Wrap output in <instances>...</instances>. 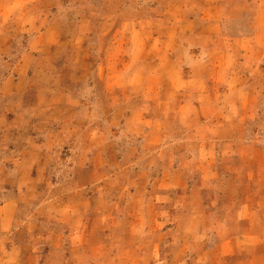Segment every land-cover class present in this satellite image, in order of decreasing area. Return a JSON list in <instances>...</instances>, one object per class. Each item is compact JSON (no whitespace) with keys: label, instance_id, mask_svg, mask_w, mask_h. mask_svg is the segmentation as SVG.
I'll return each instance as SVG.
<instances>
[{"label":"rangeland","instance_id":"1","mask_svg":"<svg viewBox=\"0 0 264 264\" xmlns=\"http://www.w3.org/2000/svg\"><path fill=\"white\" fill-rule=\"evenodd\" d=\"M174 1L17 3L2 38L21 49L32 31L55 19L50 35L56 43L34 54L30 71L34 84L48 80L54 87L55 102L70 88L74 108L69 124L56 114L53 123L34 126L37 144L46 129L61 133L52 137L40 181L18 193L14 220L0 231V258L16 249L0 264H34V248L35 264H209L211 253L195 250L249 227L250 212L264 210V156L223 155L225 137L238 129L211 123L222 118L213 104L238 97L226 91L228 68L240 66L226 56L240 48L230 36L258 37L260 122H250L247 133L264 145V0ZM207 2L211 13L203 18L210 21L204 22L203 12L197 18L189 10ZM163 16L173 28L159 25L167 22ZM30 22L32 29L24 30ZM4 184L0 197L13 192ZM51 229L54 237H47ZM261 239L245 244L258 246ZM50 244L56 251L47 261ZM243 250L223 264H252V248Z\"/></svg>","mask_w":264,"mask_h":264},{"label":"crops","instance_id":"2","mask_svg":"<svg viewBox=\"0 0 264 264\" xmlns=\"http://www.w3.org/2000/svg\"><path fill=\"white\" fill-rule=\"evenodd\" d=\"M241 1L244 4L246 3V0ZM18 2L19 0H0V190L6 185L4 184L5 181L13 189L12 193L3 194L0 197V231L6 229L14 220L20 205V195L18 193H21L23 189L31 188L29 186L30 182L40 181L44 160L49 157L52 147H54L52 145L54 141L52 137L56 139L61 133L59 130L46 129L43 134V141L40 144L34 143V126L38 124L37 120H42L39 123H53L54 116L61 114L56 119L60 120L62 124H69L71 118L68 115L74 108L70 88L63 89V92L67 93L68 96H64L65 98L62 102H55L53 96L54 87L49 85L48 80L43 84H34L32 80L33 70L30 71L31 63L34 61V54L44 44L56 43V40H52V35H50L52 30L59 24L55 19L48 18L38 28L37 32L34 33L32 31L26 46L21 49H17L16 46L12 47L13 42L2 38L8 19L12 18L10 14L17 8ZM174 4L177 6L178 0L174 1ZM209 4L207 2L204 7L200 8L197 6L196 9L194 8L196 4H191V10L189 11L194 13L197 18V13L199 12L204 14L200 16L201 18L204 16L209 17V13H211ZM254 9V27H261L257 19L259 17V8L255 6ZM259 12L261 16V11ZM165 16L160 19H165L167 22L161 21L162 23L159 22V25L164 23L165 29L173 28L174 22L168 18L166 19ZM262 18L264 17H261L260 21H262ZM191 20L193 21V18ZM197 21L194 19V22ZM201 21L209 22L210 18ZM79 23L81 25V18ZM32 25H34V22L33 24L30 22L28 27H23V29L31 30ZM95 25L98 29L100 25L102 26V23L97 22ZM113 26L114 22L111 23L110 28H113ZM162 34L159 41L161 40L162 43H165L168 39L167 32L165 31ZM244 36H230V40L239 43L240 48L231 47L226 52L227 57L232 54L234 62L240 65L237 70L228 68L230 73L225 76L228 78L226 91L231 93V95L237 94L238 97H233L225 105H212V110H214L215 114L220 110L222 115V118L213 117L211 119L213 125L232 127L234 130L238 129L237 132H232V137H225L222 148L223 155L231 158H239L250 154H256L258 157L264 156V145L259 140V136L257 134L250 136L247 133V127L250 122H260L257 111L259 108L255 107L256 101L262 94V90L258 87L260 86L258 80L262 78L261 75L263 74L259 58L260 53H258L257 47L258 37L245 38ZM14 49L15 51H13ZM10 56H13V59L8 64L7 61ZM30 95L33 97L32 100H30ZM38 114L42 116L37 118ZM257 169L259 170L258 166ZM261 169L264 170V166ZM33 171L34 176H32ZM1 175H5L6 179L1 180ZM249 215V227L224 235L210 247L195 250L197 255L200 256V254L206 252L211 253L212 258H210L209 264H223V258L226 256L240 254L245 251L243 249L252 248V255L256 256V260L252 264H264V210L259 207L250 212ZM244 217L241 218L245 219ZM259 226H263L262 229H258ZM47 231V237H54V229ZM256 237L262 238L260 245L248 246L245 244V241H250V238ZM187 249L189 253L193 252L190 250L191 248L188 247ZM5 250L7 253L2 255L0 263L9 261L10 255L16 252L14 247H9ZM55 251V245L50 244L47 248V253H44L47 261L54 259ZM37 254L38 250L34 248V264L38 258Z\"/></svg>","mask_w":264,"mask_h":264}]
</instances>
